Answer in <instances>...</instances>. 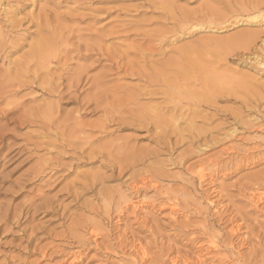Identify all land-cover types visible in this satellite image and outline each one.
Here are the masks:
<instances>
[{
  "label": "rangeland",
  "instance_id": "rangeland-1",
  "mask_svg": "<svg viewBox=\"0 0 264 264\" xmlns=\"http://www.w3.org/2000/svg\"><path fill=\"white\" fill-rule=\"evenodd\" d=\"M262 63L264 0H0V264H264Z\"/></svg>",
  "mask_w": 264,
  "mask_h": 264
},
{
  "label": "bare ground",
  "instance_id": "bare-ground-1",
  "mask_svg": "<svg viewBox=\"0 0 264 264\" xmlns=\"http://www.w3.org/2000/svg\"><path fill=\"white\" fill-rule=\"evenodd\" d=\"M253 7L256 8L255 6H253ZM244 11H245V9H244ZM248 12L249 13L246 12L248 14L247 17L253 18V19L259 17V15L261 14V13H259V10H254V11L250 12V9H249ZM54 38L53 37L43 38L33 45V49H32L33 55L38 59L39 63L44 64L50 60L49 56H48V54H46V52L53 45V43H54L53 41L55 40ZM262 64L264 65V63H262ZM205 78H206V81L208 82V84L216 82V77L213 75L206 76Z\"/></svg>",
  "mask_w": 264,
  "mask_h": 264
}]
</instances>
